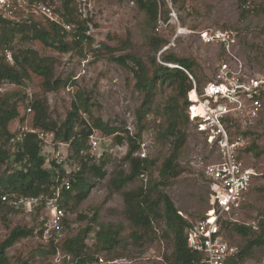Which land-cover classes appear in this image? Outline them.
<instances>
[{
  "label": "rangeland",
  "instance_id": "1",
  "mask_svg": "<svg viewBox=\"0 0 264 264\" xmlns=\"http://www.w3.org/2000/svg\"><path fill=\"white\" fill-rule=\"evenodd\" d=\"M86 3L87 14L93 19V30L89 34L92 41L86 39L82 49L80 47L62 52L43 48L38 42L26 43L24 47H32L42 56L55 58L56 77L69 79L67 87L58 92L46 93L53 119L61 120L66 117L74 95L79 91L91 99L95 117H101L111 126L124 127L130 135L142 133L144 157L155 158L157 163L130 182L127 189L146 187L149 183L160 181L159 165L170 153V142L163 141L158 136L166 123L163 112L173 92L170 87L157 86L154 96L146 106L150 111L140 120L138 114L143 110L144 93L136 86L135 74L131 68L120 65L112 57L136 55L149 65V55L154 52L150 41L157 38L162 42L156 53L157 58L167 51L180 57L195 59L199 63L200 67L196 68V73L192 76L199 91L208 81L216 78L224 62L233 71L241 69L242 73L250 77H264V0H249L246 10L240 6L241 0H176L169 5L172 17L165 21L163 10L166 8L161 7V19L157 22L150 21L149 15L138 6L136 0H87ZM51 5L56 6L57 10L62 9L61 0H52ZM33 15L42 16L38 13ZM180 28L183 29L181 35L178 34ZM206 29L223 33L227 31L233 36L230 51L218 43L204 41L198 33ZM8 54V59L11 60L12 53ZM129 64L133 66L134 62L129 61ZM40 82L39 76L32 73L24 85H5L6 88L0 91V96L10 95L20 101V118L12 123L13 132L18 133L20 127L32 128V114L26 108L35 96L44 94ZM82 120L91 124L94 121L89 114L82 111L76 130L83 127ZM194 125L186 123L183 126L187 133V143L178 157L183 172L158 187L170 195L178 213L190 223L203 217L208 209L209 185L204 176V167L215 159V149L208 147ZM246 131H251L248 136L250 143L256 142L257 150L262 152L259 156L254 151L247 152L245 156L259 174L243 208L235 214L236 223L247 227L249 232L244 234L231 228L229 238L241 249L250 248L247 264H258L264 259V244L255 243L249 247V243L259 236L264 238V109ZM97 134L101 137V148L96 151L95 156L104 154L107 175L100 179L89 175L92 185L88 196L72 210L66 208L68 223L64 226L57 244L65 237L76 235L88 225V221L79 219L80 214L92 217L98 210L100 222L121 225L120 242L112 250L96 253L99 262L87 264H170L173 251L172 234L166 232L164 220L155 222L153 230L136 239L131 234L133 230L125 214L123 195L114 192L107 197V184L112 172L119 168L129 169V162L123 158L128 145L126 141L119 144L114 135L100 131ZM52 149L47 143L43 146L45 153H42L48 155ZM139 152H143L142 147L137 154L143 157ZM41 215L40 208L38 211H30L22 207L11 209L8 203L0 206V238L6 236L7 225L35 229ZM98 229L95 226L89 234L86 240L88 246L95 243L94 235ZM48 242L49 240L34 233L15 243L8 250L10 264H20L24 260L29 264H36L43 259L55 264H73L67 259L66 262L61 259L57 249L54 254L42 255L40 248ZM59 249L60 253L66 254L61 247ZM88 253L92 254V251L88 250Z\"/></svg>",
  "mask_w": 264,
  "mask_h": 264
},
{
  "label": "trees",
  "instance_id": "2",
  "mask_svg": "<svg viewBox=\"0 0 264 264\" xmlns=\"http://www.w3.org/2000/svg\"><path fill=\"white\" fill-rule=\"evenodd\" d=\"M41 1L47 4L52 2V0ZM173 1L176 2L171 0L172 3ZM61 2L62 9L59 12L64 21L75 25L76 36L79 38L68 40L64 27L45 16L37 17L30 13L28 19L22 21L0 18V83L9 81L16 85H24L31 78L32 73L39 76L44 94L35 96L29 103L32 108L31 127L47 133L53 132L55 144L58 141L71 142L72 154L68 162L60 163L55 159L52 161V166L47 168L46 155L42 153L44 141L38 133L27 131L22 141L12 142L11 139L16 135L12 131V123L20 118V101L10 95L0 96V206L7 205V202L2 200V196L7 193L37 196L48 192L58 176H68L71 179V189L64 190L62 195L65 208L72 210L76 204H80L87 198L92 185L89 175L99 179L107 175L104 154L96 157L91 152L89 136L93 129H97L107 135H114L119 144H124L126 141L128 145L123 158L129 162V169L119 168L112 172L107 184V197L114 192L123 195L125 214L133 230L132 236L140 239L143 233L153 230L155 222L164 220L166 232L172 234L173 251L169 259L170 264H195L199 254L188 247L186 238V230L191 223L178 213L170 195L158 187L177 177L184 170L178 162V157L187 143V133L183 126L190 123L187 114L190 104L188 93L194 87L191 76H194L196 68L200 67L199 63L195 59L180 57L167 51L162 52L157 58L156 53L162 45L161 39L157 38L150 41L154 52L149 55V65L136 55L124 54L112 57L120 65L131 68L135 74L136 86L144 93L143 110L138 114L140 120L149 113L150 109L146 106L154 96L157 86L170 87L173 92L163 112L166 123L158 136L161 140L170 142V153L159 165L160 181L149 183L146 187L127 189L130 182L135 181L137 176L144 174L157 163L155 158L141 157L137 154L141 149L142 133L130 135L124 127L111 126L101 117H95L91 99L79 91L74 95L66 117L61 120L53 119L46 93L58 92L67 87L69 79L56 77L55 58L42 56L32 47H24L26 43L38 42L43 48L69 52L80 47L82 49L86 39L92 41V36L87 32L89 23L93 22V19L88 14L84 17L80 12V1L61 0ZM136 2L146 11L151 22L161 19L159 18L161 7L166 8L163 10L165 21L172 17L167 0H136ZM248 2L249 0H241L240 6L246 10ZM9 52L12 53L11 60L8 59ZM129 61H133L134 65L131 66ZM82 111L89 114L94 121L91 124L82 120L83 127L76 130ZM244 134L250 136L251 131H246ZM257 149L256 142H251L246 151H254L259 156L262 152ZM8 206L15 209L10 204ZM98 215V210L92 217L88 214H80L79 219L88 221V225L76 235L65 237L60 244L50 241L43 245L40 248L42 255L54 254L56 249L61 247L66 253L71 254L68 261L73 264L99 262L96 253L114 249L120 242L122 227L114 223H102L98 220ZM67 223L66 219L65 224ZM95 226L99 228L95 231V243L93 246H88L86 240ZM6 227V236L0 238V264H10L9 248L22 239L34 235V228L8 225ZM227 227L229 230L235 228L244 234L249 232L247 227L232 221L227 222ZM255 243L264 244V238L259 236L250 241L249 247ZM248 249H241L238 259L232 264H246ZM88 250L92 251V254H89ZM64 261H67L66 258ZM20 264L29 263L24 260ZM36 264L55 263L43 259Z\"/></svg>",
  "mask_w": 264,
  "mask_h": 264
},
{
  "label": "built area",
  "instance_id": "3",
  "mask_svg": "<svg viewBox=\"0 0 264 264\" xmlns=\"http://www.w3.org/2000/svg\"><path fill=\"white\" fill-rule=\"evenodd\" d=\"M79 1L80 12L86 17L87 0ZM167 2L172 5L171 0ZM33 12L61 24L64 32L67 33V39L79 38L76 36L75 25L64 21L54 5L41 0H0L2 19L22 21L28 19V15L34 14ZM92 30L93 26L89 23L87 34ZM181 33H183L182 28L179 29L178 34ZM198 34L204 41L218 43L228 51L234 41L233 36L227 31L223 33L206 29ZM5 85L10 87L16 83L3 81L0 91L6 88ZM192 91L196 92L194 98L191 96ZM188 95L190 104L187 114L190 123L195 124L196 131L202 135L208 147L215 149V159L204 167V176L209 185V206L205 215L191 222L187 228V244L193 252L199 254L195 264H232L238 259L241 247L229 238L227 222H237L235 214L243 208L245 199L259 174L245 157L250 139L244 132L259 118L264 109V77H250L242 73L241 69L233 71L227 62H224L214 80L208 81L201 91L194 84ZM200 108L201 112L198 111ZM26 110L31 113V106L28 105ZM27 131L38 133L44 141V147L47 143L53 147L52 152L45 158L47 168L52 166V161L55 159L60 163L70 160L71 142L58 141L55 144L53 132L29 129L27 126L20 127V131L18 133L15 131L16 135L11 141H22ZM97 131L93 129L89 136L91 152L94 155L101 148V137L98 136ZM143 145L141 146L143 152L139 153L144 157ZM98 156H101V153ZM71 186V179L68 176H58L48 192L37 196L7 193L2 196V200L14 207L28 208L30 211H38L40 208L42 215L34 233L57 244L62 237L67 219L62 195L64 190H70ZM60 251L57 248L61 259L70 260L71 254H62ZM100 261L104 262V259L100 258ZM258 264H264V259Z\"/></svg>",
  "mask_w": 264,
  "mask_h": 264
},
{
  "label": "bare ground",
  "instance_id": "4",
  "mask_svg": "<svg viewBox=\"0 0 264 264\" xmlns=\"http://www.w3.org/2000/svg\"><path fill=\"white\" fill-rule=\"evenodd\" d=\"M191 96L194 98V97H196V92L195 91H192L191 92ZM199 112H201V108L198 110Z\"/></svg>",
  "mask_w": 264,
  "mask_h": 264
}]
</instances>
